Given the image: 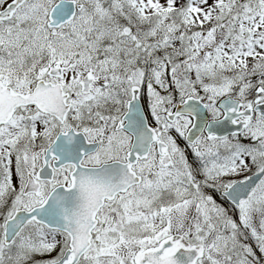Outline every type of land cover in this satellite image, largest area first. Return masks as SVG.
Returning <instances> with one entry per match:
<instances>
[{
	"label": "snow or ice",
	"instance_id": "6c2138e0",
	"mask_svg": "<svg viewBox=\"0 0 264 264\" xmlns=\"http://www.w3.org/2000/svg\"><path fill=\"white\" fill-rule=\"evenodd\" d=\"M0 264H264V0H0Z\"/></svg>",
	"mask_w": 264,
	"mask_h": 264
}]
</instances>
